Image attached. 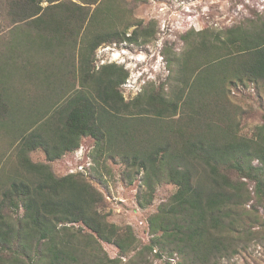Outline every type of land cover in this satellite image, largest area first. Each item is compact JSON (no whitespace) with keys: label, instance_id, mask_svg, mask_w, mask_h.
Here are the masks:
<instances>
[{"label":"trees","instance_id":"trees-1","mask_svg":"<svg viewBox=\"0 0 264 264\" xmlns=\"http://www.w3.org/2000/svg\"><path fill=\"white\" fill-rule=\"evenodd\" d=\"M131 9L126 0L6 1L12 27L0 51V129L23 131L18 161L26 176L0 172V264H122L142 250L208 264L243 238L262 237L264 124L241 135L229 94L264 88V16L184 34V49L164 55L174 89H142L125 100L127 72L96 69L95 54L101 45L149 42L151 31ZM12 74L44 90L39 108L16 98ZM85 138L93 165L119 162L122 178L144 186L139 208L152 204L158 186H173L147 217L142 248L131 227L107 221L103 195L82 172L53 173L50 163ZM35 151L44 163L31 162Z\"/></svg>","mask_w":264,"mask_h":264},{"label":"rangeland","instance_id":"rangeland-1","mask_svg":"<svg viewBox=\"0 0 264 264\" xmlns=\"http://www.w3.org/2000/svg\"><path fill=\"white\" fill-rule=\"evenodd\" d=\"M6 1L0 0V51L6 48L3 44L9 40L8 31L12 27L5 16ZM126 1L128 7L132 8L135 21H141L142 26L151 31L152 36L149 42L147 44L137 41L136 43L101 45L95 54L96 69L104 64H115L127 72V79L120 88L125 100H131L142 89H160L161 86H164L163 89H174L167 85L168 71L164 55L172 57L173 51L179 52L184 49L181 40L184 34L206 29L218 31L230 28L246 19L264 16V0ZM134 29L135 26H132L128 32ZM10 77L8 81L11 87L9 89H17L16 93L19 94L16 98H22V102L20 100L18 102L22 105L28 104L30 108H39V102L45 99L44 90L38 89L32 83L24 82V85H21L20 78L14 74ZM74 83H77L76 78ZM20 88L27 89H23V92ZM54 91H59V89H53V94ZM229 100L231 105L237 106L241 135L250 136L254 127L264 124L263 87L232 89ZM50 110L52 112V109ZM23 124L22 122L21 128L26 129L27 124L25 127ZM22 134L21 130L4 131L0 129V172L4 175L13 176L17 170L26 176V172L23 171L18 161L20 159L19 141ZM92 150L93 141L91 139L81 140L77 151L68 153L50 163L53 173L57 176H64L82 172L92 186L103 195L105 202L101 211L107 221L118 226L131 227L140 247L148 244L150 235L147 217L156 210L159 204L169 199L174 192L173 186L169 184L158 186L152 204L146 208H139L136 199L139 190L145 189L144 186L140 185L139 189L138 179L133 180L131 177L129 184L130 179L122 178L124 166L119 162L111 159L104 160L103 157L101 161L104 160L105 163L99 166L93 165ZM29 158L33 163L45 162L44 155L40 151L30 153ZM0 180H2L1 177ZM257 209L260 220L263 221L264 209L260 207ZM18 214H21V210ZM257 229L256 226L253 227V230ZM260 234L262 237L259 238L253 236L247 237L248 240L243 238L225 255L215 261L211 259L208 264H264V230ZM102 248L110 258L117 256L118 251L112 245L102 244ZM232 249H235V253L231 251ZM178 261L183 262L178 257H168L165 253H162L160 258H156L152 253L142 250L140 254H132L130 259H123L122 264H177Z\"/></svg>","mask_w":264,"mask_h":264}]
</instances>
